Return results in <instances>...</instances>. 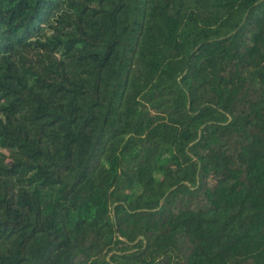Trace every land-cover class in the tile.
<instances>
[{
	"label": "trees",
	"instance_id": "trees-1",
	"mask_svg": "<svg viewBox=\"0 0 264 264\" xmlns=\"http://www.w3.org/2000/svg\"><path fill=\"white\" fill-rule=\"evenodd\" d=\"M0 264H264V0H0Z\"/></svg>",
	"mask_w": 264,
	"mask_h": 264
}]
</instances>
